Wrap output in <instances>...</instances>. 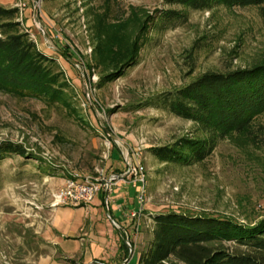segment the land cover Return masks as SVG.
Here are the masks:
<instances>
[{"label": "rangeland", "instance_id": "rangeland-1", "mask_svg": "<svg viewBox=\"0 0 264 264\" xmlns=\"http://www.w3.org/2000/svg\"><path fill=\"white\" fill-rule=\"evenodd\" d=\"M17 1L23 27L42 51L58 59L69 79L76 112L0 93V144L20 143L30 153L0 159V264L54 258L70 264L48 242L46 231L54 209L69 206H54V193L75 173L103 182L120 176L130 186V166H143L148 219L129 215L139 230L134 224L123 229L139 250L150 237L153 214L185 211L244 224L264 218V142L226 137L208 158L191 165L160 162L150 150L197 131L191 120L156 107V97L208 71L264 62V18L258 7L187 10L165 0H110L112 18L138 22L158 10L176 9L187 13V20L172 27L152 24L137 64L98 85L108 70L96 66L93 56L91 13L103 11L106 0H40L36 19L33 0ZM258 122L264 124V114ZM99 193L106 195L105 188Z\"/></svg>", "mask_w": 264, "mask_h": 264}, {"label": "trees", "instance_id": "trees-1", "mask_svg": "<svg viewBox=\"0 0 264 264\" xmlns=\"http://www.w3.org/2000/svg\"><path fill=\"white\" fill-rule=\"evenodd\" d=\"M165 1L187 10L219 5L256 6L264 18V0ZM110 2L106 0L103 11L92 9L91 13L93 56L96 66L108 70L98 85L120 78L127 68L137 64L152 24L172 27L187 20V13L176 9L158 10L138 22L124 16L112 18ZM20 14L19 7L0 4V93L75 113L71 84L58 59L38 47L29 30L23 27ZM133 24L135 29L131 30ZM59 52L67 59L72 58L73 53L63 48ZM153 104L191 120L197 127L193 135L151 147L160 162L179 165L202 162L220 140L236 135L252 143L264 142L259 141L264 137V124L258 122L264 114V62L205 72L190 83L159 95ZM9 154L30 153L20 143L0 144V159ZM149 234L145 246L139 250L138 264H264V218L244 224L229 217L167 211L153 214ZM129 240L135 249L134 241ZM123 245L127 257L130 248L125 241ZM67 261L77 264L73 259Z\"/></svg>", "mask_w": 264, "mask_h": 264}, {"label": "crops", "instance_id": "crops-1", "mask_svg": "<svg viewBox=\"0 0 264 264\" xmlns=\"http://www.w3.org/2000/svg\"><path fill=\"white\" fill-rule=\"evenodd\" d=\"M6 7H15L17 0H0ZM114 188L108 195V206L112 219L120 226L116 229L106 208V195L99 193L91 204L79 206H59L54 209L51 229L46 231V238L61 259H73L77 264H123L128 258L120 231L136 222L129 219L130 212L138 207L137 190L122 180L115 181ZM61 209L65 211L61 212ZM81 210V211H80ZM153 214V213H151ZM67 216V217H66ZM138 219H136L137 221ZM130 254V252H129ZM139 249L129 261L136 257L139 262ZM41 264H65L59 258L47 259Z\"/></svg>", "mask_w": 264, "mask_h": 264}, {"label": "built area", "instance_id": "built-area-1", "mask_svg": "<svg viewBox=\"0 0 264 264\" xmlns=\"http://www.w3.org/2000/svg\"><path fill=\"white\" fill-rule=\"evenodd\" d=\"M128 173L131 175L130 177H132L130 180L131 184L137 188L139 201V206L137 209L130 212V217L138 220L140 217L148 219V216L144 213L143 208L146 196V181L143 166L140 163L130 166ZM109 180L103 182L99 177H94L92 175L81 177L78 173H75L74 175L67 177L63 187L54 193V206H79L91 203L103 187L106 191H108V193L112 191L114 182L110 183ZM149 220H152V217H150ZM135 229L136 231L139 230L137 224L135 225ZM125 235L130 243V235L127 231H125Z\"/></svg>", "mask_w": 264, "mask_h": 264}, {"label": "water", "instance_id": "water-1", "mask_svg": "<svg viewBox=\"0 0 264 264\" xmlns=\"http://www.w3.org/2000/svg\"><path fill=\"white\" fill-rule=\"evenodd\" d=\"M34 1V3H35V13H34V15H35V19H36V17H37V13H38V6H39V2H40V0H33ZM109 133V135L113 138V139H115L116 140V138L110 133V132H108ZM117 141V140H116ZM129 159V158H128ZM128 161V160H127ZM125 176H123V178H124ZM119 179H121V177L120 176H114V177H111L110 178V180H109V182L111 183V182H115V181H117V180H119ZM108 195H109V193H108V191H106V208H107V213H108V215H109V217H110V219L112 220V223L117 227V228H119L120 229V226L112 219V217H111V215H110V211H109V206H108ZM121 232V234H122V237H123V239H124V241L126 242V244L128 245V247L130 248V254H129V256H128V258L124 261V263L123 264H125V263H127L128 261H129V259L132 257V255H133V253H134V248L131 246V244L129 243V241H128V239H127V237H126V235L122 232V231H120Z\"/></svg>", "mask_w": 264, "mask_h": 264}]
</instances>
